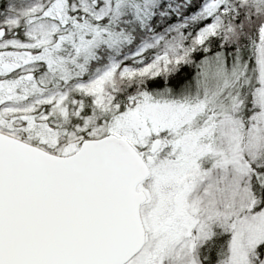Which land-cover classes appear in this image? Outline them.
Returning a JSON list of instances; mask_svg holds the SVG:
<instances>
[{
    "label": "snow or ice",
    "instance_id": "1",
    "mask_svg": "<svg viewBox=\"0 0 264 264\" xmlns=\"http://www.w3.org/2000/svg\"><path fill=\"white\" fill-rule=\"evenodd\" d=\"M0 264H264V0H0Z\"/></svg>",
    "mask_w": 264,
    "mask_h": 264
}]
</instances>
